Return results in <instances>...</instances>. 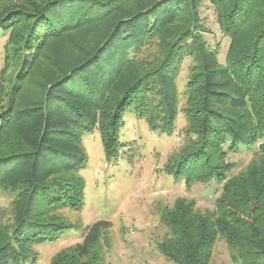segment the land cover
<instances>
[{"label": "trees", "instance_id": "16d2710c", "mask_svg": "<svg viewBox=\"0 0 264 264\" xmlns=\"http://www.w3.org/2000/svg\"><path fill=\"white\" fill-rule=\"evenodd\" d=\"M205 1L23 0L0 16V33L19 19L33 30L25 49L35 52L0 110V140L9 142V128L19 146L0 152V187L15 193L13 225H0V264H35L34 246L69 229L82 240L49 264H104L97 246L113 222L69 223L58 211L84 208L83 138L98 129L106 158L115 159L130 108L151 130L171 135L186 57L197 106L181 110L192 138L166 171L188 186L216 180L223 187L212 211L185 197L166 207L158 249L173 264H212L221 238L233 261L264 264V0H207L229 39L223 61L203 35ZM66 36L79 48L71 59ZM257 144L258 158L231 176L226 155Z\"/></svg>", "mask_w": 264, "mask_h": 264}, {"label": "rangeland", "instance_id": "374dc122", "mask_svg": "<svg viewBox=\"0 0 264 264\" xmlns=\"http://www.w3.org/2000/svg\"><path fill=\"white\" fill-rule=\"evenodd\" d=\"M22 1L0 0V16L18 10V2ZM199 19L205 30L203 35L212 47L218 49L219 58L223 61L229 39L221 30L214 8L207 0L201 7ZM32 31L19 19L9 31L0 33V110L9 102L22 62L26 58L29 64L34 57V51L25 49L28 39L34 37ZM29 42L34 44L31 40ZM74 42L71 36H66L62 41L68 59L79 54V48ZM82 46L85 48L88 43H82ZM42 53L40 58L43 57ZM46 59L51 62L47 57L43 60ZM192 65L191 58L186 57L178 77L179 89L183 92L180 112L171 135L151 130L146 120L138 118L135 110L130 108L124 116V126L120 131V152L115 159L109 161L106 158L98 129L83 138L89 155L86 166L80 171L86 183L84 208L82 211H58L69 223L89 225L98 220L113 222L112 227L101 235L97 246L104 264H173L158 249V244L167 235V228L160 218L161 212L166 207H172L179 197L194 199L201 212L215 209V201L222 192L223 183L213 180L195 182L188 186L184 178L175 177L166 171V166L192 138L190 132H186L191 124L181 110L184 106H192L191 110L197 106L194 89L197 86H188L192 80ZM7 133L6 139L9 142L0 140V152L7 151V146L15 149L19 147L12 129L8 128ZM257 149L258 144L226 155L225 161L234 165L231 176L245 170L258 158L255 154ZM14 195L11 189L0 187V225H13ZM81 240L80 232L69 229L54 241L34 246L33 251L38 256L35 264H49L57 252ZM211 259L212 264H240L232 260L221 238L215 244Z\"/></svg>", "mask_w": 264, "mask_h": 264}]
</instances>
